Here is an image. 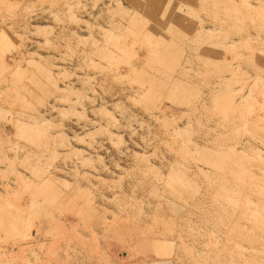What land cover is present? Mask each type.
Masks as SVG:
<instances>
[{
  "label": "rangeland",
  "instance_id": "374dc122",
  "mask_svg": "<svg viewBox=\"0 0 264 264\" xmlns=\"http://www.w3.org/2000/svg\"><path fill=\"white\" fill-rule=\"evenodd\" d=\"M0 264H264V0H0Z\"/></svg>",
  "mask_w": 264,
  "mask_h": 264
}]
</instances>
